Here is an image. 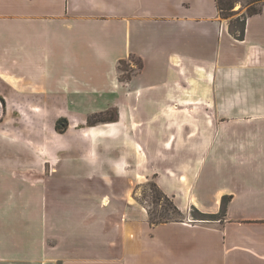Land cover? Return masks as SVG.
Returning <instances> with one entry per match:
<instances>
[{
	"label": "crops",
	"instance_id": "1",
	"mask_svg": "<svg viewBox=\"0 0 264 264\" xmlns=\"http://www.w3.org/2000/svg\"><path fill=\"white\" fill-rule=\"evenodd\" d=\"M260 1L238 40L216 0H0V98L24 106L29 91L42 97L28 104L57 107L51 138L75 140L92 160L67 172L90 173L83 184L93 191L44 181L25 209L24 160L3 161L0 264H264ZM131 56L142 66L121 82L118 65ZM104 107L116 120L85 126ZM23 112L17 136L0 117L3 154L29 156ZM61 117L75 123L69 139V128L55 129ZM138 177L152 179L182 221L150 225L124 192ZM224 197L222 219L187 220L192 206L219 214Z\"/></svg>",
	"mask_w": 264,
	"mask_h": 264
},
{
	"label": "rangeland",
	"instance_id": "2",
	"mask_svg": "<svg viewBox=\"0 0 264 264\" xmlns=\"http://www.w3.org/2000/svg\"><path fill=\"white\" fill-rule=\"evenodd\" d=\"M254 6H258V4L254 3ZM246 2L240 1L235 10L237 11L233 17H231V22H236L238 19L243 17L246 13ZM228 23H229V19ZM5 48L0 45V51ZM4 61V60H3ZM4 65V64H3ZM142 63L135 57H129L126 61H122V63L118 65V77L121 82L129 81L140 69ZM13 65L8 66V70L15 72L13 69ZM19 73L12 75L18 76ZM24 76V74H21ZM42 96H38L34 92L25 91L24 94V106L20 105H7L4 99L0 98V117L3 122V128L6 129L12 136L20 135V129L17 128L20 122L17 117L19 114L24 111V152L29 156L25 158L23 152L11 149H3L4 154L0 151V165L4 163L3 161L17 163L20 160H24V208L28 205L27 199L32 195H35L37 192L36 186L38 184H42L44 181L46 182L48 189H53V181L54 179H61V181L66 180L68 183L65 186H62V193L69 192H78L84 193L92 191V187L87 185L84 186L83 181H85L90 173L82 172V173H68L70 167H78L83 165H92V160L88 157V155L84 154L81 151L77 152L75 149L77 146V142L73 140L69 142L64 139L60 142L57 141L55 144L52 140L51 130L49 128L52 127L54 122V118L59 113V109L54 106L47 105H30L27 103L26 99H40ZM63 108V107H62ZM66 108V107H65ZM74 106L68 107V109H74ZM85 108V107H84ZM24 109V110H23ZM21 111V112H20ZM35 111V112H34ZM117 112L115 109H110L108 107H104V110L100 113H94L89 117L93 116L92 122H86L87 127H94L98 124H103L109 122V119L116 120ZM88 117V118H89ZM61 117L60 119H62ZM66 119V118H65ZM102 120L98 122L99 120ZM88 120V119H87ZM67 128L63 133L69 128L70 122L66 119ZM74 123V122H72ZM72 125V124H71ZM1 127V126H0ZM11 127H15L10 130ZM80 127V126H79ZM62 133V134H63ZM65 142V143H63ZM51 144V145H50ZM61 144V145H60ZM55 145V146H54ZM71 145V146H70ZM48 146V147H47ZM48 148V150H47ZM1 150V149H0ZM79 150V149H78ZM71 151V152H69ZM51 153V154H50ZM7 156V159L5 158ZM11 158V161H8V158ZM96 164V163H95ZM55 172H53L54 170ZM12 175L14 177L18 176L16 171H12ZM90 178V177H89ZM63 179V180H62ZM136 179V178H135ZM139 181L137 184H133V182ZM154 183L152 179L146 180L144 177H138L137 180H133L131 178L128 181V184L125 186L124 192H128V188H130L129 193L132 194L134 198H136L139 202H141L144 209H146L148 215L149 214H160L163 211V201L161 200L159 203L154 202L156 194L154 191L150 189V184ZM11 188V187H10ZM14 190L17 187H12ZM89 190H85V189ZM15 192V191H14ZM48 192V191H47ZM93 192V191H92ZM100 192V191H98ZM11 193V192H10ZM26 199V200H25ZM30 209H35V206L29 205L27 206ZM26 209V208H25ZM29 212V211H28ZM27 212V213H28ZM26 216V213L24 214ZM195 218H202L207 220H199ZM214 220H210V218L201 217L193 212L191 209L189 210V215L187 220L193 222L200 221H216L218 219H222L221 214L217 215V217L213 218ZM50 244L53 243L52 240L48 241Z\"/></svg>",
	"mask_w": 264,
	"mask_h": 264
},
{
	"label": "trees",
	"instance_id": "3",
	"mask_svg": "<svg viewBox=\"0 0 264 264\" xmlns=\"http://www.w3.org/2000/svg\"><path fill=\"white\" fill-rule=\"evenodd\" d=\"M246 2V13L243 17L238 19L236 22H231V17L237 14L235 8L240 0H216V8L221 18L229 19V31L230 33L238 40H242L244 38V30H245V19L247 17H251L257 15L262 10V2L260 0H244ZM258 4V6H254L253 4ZM122 61L120 62V64ZM142 66V65H141ZM141 68V67H140ZM93 116L89 117L87 122L91 123ZM99 120V119H98ZM102 120H99L100 122ZM115 121L114 119H109V122ZM67 128V122L65 118L58 119L55 125V129L59 133H63ZM150 189L155 192L156 197L154 202L159 203L161 200L163 201V211L160 214H149V223L150 225H158L166 222H180L183 219L182 211L175 205V203L166 195H164L160 189L157 187L155 183L150 184ZM228 197H224L222 200V209L219 214L223 216L224 207L226 202L228 201ZM191 212L205 218H210V220H214L213 218L217 217L219 214H204L197 210L194 206L191 207ZM199 220H207L202 218H195Z\"/></svg>",
	"mask_w": 264,
	"mask_h": 264
},
{
	"label": "bare ground",
	"instance_id": "4",
	"mask_svg": "<svg viewBox=\"0 0 264 264\" xmlns=\"http://www.w3.org/2000/svg\"><path fill=\"white\" fill-rule=\"evenodd\" d=\"M34 112H35V111H34ZM73 127H75V123H72V125L70 126V128H69L70 130H69V132L67 133V136H66L67 139H69L70 136H72V128H73ZM74 129H75V128H74ZM51 134H52V133H51ZM57 134H58V133H57ZM59 134H60V133H59ZM54 135H55V134H54ZM60 135H61V134H60ZM64 136H65V135H64ZM84 136H85L86 139H88L87 134L84 133ZM59 137H60V136H59ZM52 138H53V137H52ZM63 139H64V138H63ZM61 142H62V141H61ZM63 143H65V142H63ZM50 145H51V144H50ZM60 145H61V144H60ZM54 146H55V145H54ZM47 147H48V146H47ZM47 150H48V148H47ZM50 154H51V153H50Z\"/></svg>",
	"mask_w": 264,
	"mask_h": 264
}]
</instances>
